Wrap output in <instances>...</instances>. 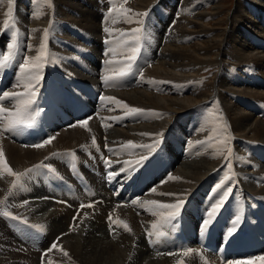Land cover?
<instances>
[{"label":"bare ground","instance_id":"1","mask_svg":"<svg viewBox=\"0 0 264 264\" xmlns=\"http://www.w3.org/2000/svg\"><path fill=\"white\" fill-rule=\"evenodd\" d=\"M89 1L92 2L91 5L92 7H94V9L98 5V2L100 3L99 7L101 8L104 4L103 9L107 8V12H92L90 10H87V7H85L86 5H80L79 0H27L28 8L26 10L19 0H13V3L11 5L8 4V0H0V33L2 28L4 27V21L8 20L11 15L15 17L16 21L13 20L12 17L10 20L17 22L16 24L18 25V28H16L14 22L11 21L12 24L9 23L8 28H5V32H2L3 36L0 38V45L6 48L3 50V53L7 55L8 49L6 46L13 43V41L15 40L14 38H16V41H20V43L15 44L16 47L14 48L16 54H19L17 52V49H20V54L18 55V58L16 57L18 60V64L21 63L23 61V58L25 57H35L39 54L40 45L42 43H45L43 39L44 30L48 29L49 38L46 41V52L49 57H55L54 59L50 58V65H55L59 68V70H61V67L56 64L61 63V66H64V64L67 66L69 62L66 64V62L64 63L63 61L72 59L73 61L81 65L79 66V71L81 73H76L81 78H85L86 81L84 82H90V89L92 90V95L94 97L101 93L102 97H113L116 101H119V95L122 94L123 97H125V99H127L130 104L133 105L132 107L128 106L129 108L139 107L142 109H155L156 111H161L163 114H165L164 118L152 124H142L135 127L137 121L134 119V115L125 116V109L116 110L114 108V106L116 105L115 101L102 100L100 102V111L101 113H106L103 114L104 118L106 119L105 132L102 131L100 124L98 126L95 119L92 122L88 123L87 128L80 125H76L72 128H66L62 125L61 127L55 128L56 130H59V132H57L58 135L55 134V138L51 143L45 145L43 148L34 149L20 143L21 140L18 139L19 133H17L16 136L11 137L7 132H4L1 129L2 132L0 133V151L3 152L4 158L6 159L7 163H10L12 165L11 169L14 172L17 169H23V167H25L26 165L32 164L33 162L40 160L45 156L53 155L58 149L76 147L81 143L83 144V142L90 141L92 138L96 140L98 139L99 144L97 143L98 150H94V156L92 157L93 159L90 160L92 165L90 164V166H100L99 164H101V161H103V163H105L106 160L113 162L123 157L124 158L121 160H125L127 158V161H134L140 159L141 156L148 155L149 153L145 154L141 151V148H133L128 143L132 142V144L141 145V139L146 140L147 142L150 141L149 144H151L157 138L161 140L162 136H168L165 140V147L167 145V148L170 152L168 144L170 143L169 141H172L171 135H178L176 139L180 144H182L181 148L178 152H176L175 150H178V147L176 146L177 149L173 150L172 153L170 152L172 163L170 164L169 169L162 172L160 171L161 169H157L158 175L154 179V181H151L150 183L143 186L139 191V196L133 197V200L139 201V203L137 204L126 201V199H119L115 195L116 192L123 187L126 180L131 177V171H127V175L123 173L122 175H124V177L118 182H107L109 184L105 185L104 188L102 187L103 183L101 181V177L100 179H97V177L95 176V171L94 173H90L88 171V174H92L90 175V178L92 179L93 183L96 184L99 195L97 197L88 198V195H84L83 193V191L85 190V185H82L81 187L73 186L76 195L80 197V201L86 204L88 208L87 210H84L80 213L83 219L78 220L79 218L77 217L78 221H76L75 224V231L70 234L69 232L68 234L66 233V235H64L60 239V243L63 242L61 243L62 247L51 248V245L56 239L55 236L68 228L67 226L70 220V216L72 215L74 209L66 208L67 206L63 207L61 204H53L50 202L35 203L29 200V202L26 203L27 206L22 209L21 205H23L24 202L27 201L26 199L34 197V195L32 194L22 193V196L17 195L14 198L12 196L10 198L4 199V195L5 193H7L6 183L10 176L12 177V175L6 173V171L3 170L2 166H0V202L3 203H0V211L6 210L10 212L13 217L22 214L24 219L26 218L33 224L37 223V221L40 224H43L42 226L44 227V234L36 243V245L42 247L43 249L47 247L51 249L44 254L47 258L49 257V263L46 261L47 264H142L144 263V259H146L144 255L150 253H148L149 251H146L147 249H144L145 247H143L141 243L142 240L137 241V239H134L135 236L141 233L140 230H138V226L143 224L146 225V223L150 221H158L159 219H161V216L157 213H163L165 215L168 210L159 208L156 205L145 204V201L155 200L160 202L161 204L176 203L180 199L184 200V197H187L190 192L193 191L194 193V191H196L199 186H201L203 183L205 184L206 182H208L207 187L211 188L213 192H220L223 191V188L218 191L216 189V185L219 184L226 175L232 176L233 173H235L234 178L227 182L225 185V187H233V195L230 196L231 198L229 197V200H231L235 195H240L248 190H250L252 193H261L264 195V161H262L257 156H254L256 148L264 144V118L257 117L259 116L257 112L260 110L256 109L251 104V102H243L242 100V103L245 104V107L237 105L235 102V100L237 98H240L242 94H246L260 107V104L264 102V91H253L247 87H243L242 84L247 79V77H243L240 73L241 71L237 72L236 70H234V68L237 70L244 69L247 72V75L248 73L256 72L258 74H263L262 76H264V52L255 49L253 41L257 40L248 38L246 34L247 28L244 29V26H242L246 25L247 27H250L252 31L254 30L257 33H260V29L258 28L260 23L255 20L260 15L254 11L253 7L249 9L248 6L244 3H253L254 7L258 8L257 4L264 3V0H252L253 2L238 0L236 7L237 10L232 14L230 13L231 17L228 25H226L227 27L221 26L220 18L217 17L220 16V13L217 12V9L213 12L205 9V6L208 2H215L216 0H177L173 6V12L150 13V15L154 18L152 20L155 21L156 19L153 25L150 24L148 18L146 19L144 18V16L137 17L135 15V13H146L147 8H149L148 6H150L153 0H139V3L137 4L140 5V8H138L139 6L136 9L131 8V12H120V10L119 12H117L118 6H116V4L120 2V5H122L125 0H116L113 2V9L115 8V11H113V9H111V11H108V6H110L112 3H110L109 0H103V3H101L100 0ZM126 2H128V0H126ZM149 2L151 3L147 5ZM177 3L180 5V9L177 8L178 10L174 11V9L178 7L176 6ZM141 5H144V10L143 7L141 8ZM9 7H11V15L8 14ZM35 8H38V12H33V9ZM72 8H75L78 12H74ZM189 8H191L193 12H188ZM65 10L66 12H64ZM250 11L252 12L249 13ZM110 12L111 15H109ZM161 14L162 16H160ZM251 15L257 17L252 18ZM129 17L133 21L142 19L144 22V20H146V35L144 38L145 47L139 54L141 56L137 64L138 66L136 65L137 71L129 79L122 78V80L119 79L109 81L106 85H104V83L97 80V77L101 75V71H98L99 63L101 64L104 61V64H106V61L112 60L116 62L112 64L116 65L114 69H117L116 71H120L118 69L122 67V70L124 68V65L119 62L125 61L127 57L131 56V48L142 45V41H140V44L138 45L137 42L132 40L130 36L124 35L125 33H131L133 29L140 28L141 25L136 22L128 23L127 19ZM101 18L106 24H102L100 26L98 25V23L99 21H101L102 23ZM212 21L214 22L212 23ZM65 23L73 24L78 27L84 34L81 35L80 33L76 32L77 35L82 36H79L81 39H79V37L77 38V35L73 36V32L62 27ZM50 26H52V29H50ZM105 28L111 29V34L105 32ZM96 31H100V33H102L103 35H106L104 37H107L108 39L110 38L113 43V39L115 38L116 40V37H119L120 35V39H117V41L119 40V42L117 44L114 43V51H112L114 57H110V55L112 54H110V52H106L105 50H103L101 53H94L91 48L88 49L85 45H82L83 43L79 44V40H89L90 36L93 33H96ZM119 32L121 34H119ZM140 34L141 33H139L138 35L141 37ZM240 35H242L241 38ZM111 45L113 46L112 43ZM94 46L98 48V51L102 50L101 42L100 44ZM105 47H107V45L104 46V48ZM148 50H150V52ZM74 51H80L81 54L76 55L77 53ZM157 51H159V55L157 54ZM15 64L18 67V64ZM230 64H233L232 66L234 68H232V66L229 67ZM112 65L106 64V66L109 67ZM6 66H4V70ZM9 67L11 68V66ZM109 67L108 69H103L102 73L112 76L114 75L113 72L116 71L111 72L109 70ZM68 68L66 67L63 70L65 71V69ZM2 70L3 69L1 68L0 71ZM47 72H49L50 75L51 72L53 74L54 71H50L45 64V66L40 70V74L43 76L44 73ZM56 72L58 71L56 70L54 72V75ZM3 73L4 72H0L1 76L3 75ZM16 74L19 73L17 72ZM69 75L70 74L65 73L64 76H62L64 77V79L62 80L64 81L65 79H68ZM103 76L104 75L102 74V77ZM13 77L14 79L16 78L15 75ZM69 80H72V78H70ZM4 82L8 81L6 80ZM12 82H14V80ZM12 82V86L10 84L11 88H9L10 86L8 87L10 89V91L8 90V92H19V89L17 88L23 85L20 83L21 85L17 86L18 84L15 85L17 83L16 81L15 84ZM252 82L256 85H259L258 79H256L255 76H253ZM261 83L264 84V81L261 80ZM46 84L48 83L46 82ZM83 84L84 83H82V86L84 87L85 85ZM86 85L88 84L86 83ZM86 89H84V91ZM153 89H155L156 92L152 91ZM6 90L4 89V91ZM24 90L25 89H23V91ZM39 93L40 92H38V94ZM59 97L60 96H58V98ZM67 98L69 97L67 96ZM84 99H86V97H84ZM69 100H73V98L71 99L70 97ZM87 104L88 107L91 106L90 109H92L94 102L88 101ZM0 107L14 111L15 101L7 100L6 102L5 100L4 104L0 105ZM73 108L74 107H72V109ZM78 109L79 108H77V110ZM107 112L109 114H107ZM256 114L258 115L256 116ZM36 117L38 118V116ZM75 117L79 116L75 115ZM114 117L121 118L111 119ZM190 117L193 118L194 124H191ZM122 118H126L131 128L128 129V133L119 130L120 141H118L113 136V130L115 125L121 127ZM70 119L67 118V121H69ZM181 121L185 123V125L182 126L189 127V130H183V128L180 126ZM37 126L39 127L38 124ZM168 128H170L169 131ZM38 130H40V128ZM43 130H45V126ZM48 131L49 130H47V132ZM34 132L37 136V129L35 126ZM141 132H146L147 136L141 137ZM158 133H162L163 135L157 137L156 134ZM225 139L227 140L226 145L222 143V141ZM38 140L40 141V138H38ZM207 142L210 145L207 144ZM109 145H111V148L115 151L109 152ZM187 146H189V151L185 156H182L183 154H181V152ZM158 150L159 149L157 148L156 151ZM229 150H231V156H229L228 154ZM52 161H54V159ZM87 163L85 165H87ZM74 164L73 166H75ZM122 166L123 164L119 165V167ZM81 167L82 166H80V168ZM242 174L246 176L244 181L242 179ZM61 176L62 175H60V177ZM170 176L179 177V179H169ZM250 176H253V178ZM34 179L36 178L33 177V180ZM87 187L91 192L92 185L87 183ZM34 188H37V186H35ZM152 188L156 189L155 193L151 191ZM126 193L128 192L126 191ZM160 193H173L174 195H160ZM74 197L73 199L76 200V198ZM98 197L103 199L104 203H96L93 208L89 207L88 201H94L93 199ZM230 202L231 201H229V203ZM196 203L198 204L197 201ZM200 203L201 202H199V204ZM74 207H76V204H74ZM29 209L33 210L28 211ZM38 212H40L41 214L38 215ZM109 216H111V221L109 220ZM117 217L119 221H123L124 223H126L128 225V228L126 229L124 226L120 228L118 226L120 228L119 236L115 237V235L112 234L110 238L108 237L109 235L106 234L108 232V229H106V224L104 221L113 222ZM228 218L230 219V217ZM21 220L23 219L21 218ZM6 222L15 227L19 226L20 224L24 226H32L29 223L24 224L21 221H17L10 217H8V220H6ZM227 222L229 223V221ZM73 228H75V226H73ZM10 229L4 224V222H0V264H38V254L40 255L45 250L36 247V251L29 246V249L27 248L26 250L20 251V249H17L18 247L15 243L16 240H14V235L11 232L12 230L10 231ZM201 230L204 229L202 228ZM167 233L169 234V232ZM172 233L170 234V236L172 235ZM178 235L180 234H177L175 236ZM239 241L242 244L246 243L247 239L240 238ZM133 242L136 243L135 246H132ZM155 247L157 246L155 245ZM175 251L180 252V254L182 253V250L180 248L176 249ZM196 251L197 249L195 250V252ZM65 253H67V255H65ZM129 253L131 254V256H129L130 261L127 260ZM212 253H214V250ZM255 253L264 255V247L256 249ZM196 254L199 257L197 259L200 260L202 259L201 254H204V252L198 251L196 252ZM183 255L184 254H182V256ZM157 259L158 258L154 259L153 256H151L150 261L144 264L172 263V258H168L167 256L161 257V259L159 258L160 260L156 261ZM215 259H217L216 262H218V258ZM192 260L195 264L200 263L194 261V258ZM214 261L215 260H213V262ZM174 263L175 262H173V264ZM218 264H220V262H218Z\"/></svg>","mask_w":264,"mask_h":264},{"label":"rangeland","instance_id":"2","mask_svg":"<svg viewBox=\"0 0 264 264\" xmlns=\"http://www.w3.org/2000/svg\"><path fill=\"white\" fill-rule=\"evenodd\" d=\"M20 1V3L22 4V6L24 7V9L26 10L27 8H28V3H27V0H19ZM101 1V3H103V0H100ZM110 1V3H111V7L110 6H108V11H111V9H113V7H114V1H116V0H109ZM120 1H124V0H120ZM176 1L177 0H153V2L151 3V2H149L147 5H149L150 3V6H148L149 8H147V10H146V13H147V15L146 16H144V18H148V20L150 21V24L151 25H153V23L156 21V19H155V21H153L152 19H154L151 15H150V13L151 12H173V6H174V4L176 3ZM244 1H246V2H253L252 0H244ZM90 2V3H89ZM128 2H130V3H128ZM128 2H126V0L124 1V3H122V5H120L121 3L120 2H118L117 4H116V2H115V4H116V6H118L117 7V12H119V10H120V8H126V9H131V8H134V9H136L138 6V8H140V5L139 4H137V3H139V0H128ZM155 2V3H154ZM237 2H238V0H216L215 2H208L207 4H206V6H205V9L206 10H208V11H210V12H213L214 10H216L217 9V12L218 13H220V16H217L218 18H220V23H221V26H224V27H227L226 25H228V23H229V21H230V17H231V14L232 13H234L237 9H236V7H237ZM79 3H80V5L81 4H83L85 7H87L86 9L87 10H90V11H92V12H107L106 11V9H103L104 8V4H103V6H102V8L101 7H99V2L97 3L98 5L95 7V9H94V7H92V2L91 1H89V0H79ZM127 3H128V5H127ZM154 3V4H153ZM136 4H137V6H136ZM244 4H246L247 6H248V8L250 9L251 7H253V9H254V11L255 12H257L260 16L259 17H257V16H252L251 15V17L253 18V17H257V19H255V20H257L259 23H260V25H259V29H260V33H257L256 31H252V29H250V27H247L246 25H242V26H244V29L245 28H247L246 29V34H247V37L248 38H253V39H256L257 41H253V44H254V47H255V49H257V50H260L261 52H264V36H262V35H264L263 33H264V3H262V4H257L258 5V8L257 7H254V4L253 3H244ZM145 5V4H144ZM144 5H141V8L143 7V10H144ZM217 5H218V7H217ZM120 6V7H119ZM122 6V7H121ZM124 6V7H123ZM127 6V7H126ZM129 6H130V8H129ZM136 6V7H135ZM176 6H178V7H176ZM175 7V9H174V11L175 10H178V9H180V5L177 3V5H176ZM110 7V8H109ZM178 8V9H177ZM73 10H74V12H78L75 8H72ZM92 9V10H91ZM187 9V8H186ZM97 10V11H96ZM198 10H201V9H198ZM212 10V11H211ZM260 10V11H259ZM56 11H57V9H56ZM33 12H38V8H35V9H33ZM59 12H60V9H59ZM61 12H63V11H61ZM64 12H66V10L64 11ZM121 12V11H120ZM129 12H131V11H129ZM140 12H145V11H140ZM188 12H193L192 11V9L191 8H189V10H188ZM252 11H250L249 13H251ZM231 13V14H230ZM190 14V13H189ZM149 15H150V17H149ZM160 16H162V14L160 15ZM11 17H12V19L13 20H15V17L13 16V15H11ZM11 17L7 20V21H9V23L10 24H12V22H14V25H15V27L16 28H18V25L16 24L17 22H15V21H13V20H10L11 19ZM14 17V18H13ZM150 18V19H149ZM229 18V19H228ZM101 20H102V18H101ZM152 20V21H151ZM12 21V22H11ZM104 20H102V23H101V21H99V23H98V25H102V24H106L105 22H103ZM211 21V20H210ZM152 22V23H151ZM214 21H212V23H213ZM146 24V20H144V22H143V24L142 25H140V28H142V26H143V31L141 32V40L140 41H142V44H144V38H145V35H146V30H145V25ZM62 27H64L66 30H69V31H71V32H73V36H76L77 34H76V32H78V33H80L81 35H84L83 33H82V31L78 28V27H76L75 25H73V24H69V23H65V24H63V26ZM262 28V29H261ZM50 29H52V26H50ZM251 30V31H250ZM262 30V31H261ZM167 31H169V30H167ZM5 32V26L2 28V30H1V33H0V38L3 36V33ZM121 32V31H120ZM119 32V34H121ZM102 33H100V31H96V33H93L91 36H90V39L88 40V39H82V40H79V44L80 43H83L82 45H85L88 49H92L93 51H94V53H101L102 51H103V49H105V51L106 52H108V49H109V47H111L112 49H113V51H114V43L115 44H117L118 42H119V40L117 41V39H120V35H119V37L117 36L116 37V40H115V38L113 39V41H114V43L112 42V44H113V46L111 45V44H109V43H107L106 44V41H108V40H111L110 38L108 39L107 37H104V36H106V35H101ZM80 35H77L76 37L78 38ZM103 36V37H102ZM147 36H148V34H147ZM241 36L242 35H240V38H241ZM80 37H82V36H80ZM79 37V39H81ZM100 38V39H99ZM15 40V44L17 43H20V41H16V38H14ZM104 39V40H103ZM194 39V38H193ZM244 39H245V37H244ZM13 41V42H14ZM112 41V40H111ZM193 41V40H192ZM88 42V43H87ZM100 42H101V48H102V50L101 51H98V48L97 47H95L94 45H98V44H100ZM105 45H104V44ZM106 46L107 45V47H105L104 48V46ZM108 44H109V46H108ZM111 45V46H110ZM1 46V45H0ZM90 46V47H89ZM16 47V46H15ZM4 49H6L5 47H3V46H1L0 47V53H2L1 51H3ZM81 49V48H80ZM18 51V53L20 54V49H17ZM82 50V49H81ZM104 51V52H105ZM149 52H150V50H148ZM74 52H76V51H74ZM79 52V53H78ZM77 54L76 55H80L81 53H80V51H77L76 52ZM8 54V53H7ZM19 54H16L15 53V49H13L12 50V56L14 57L15 55V57H17L18 58V55ZM110 54H112V52H110ZM157 54L159 55V51H157ZM114 54H112V55H110V57L112 56V57H114L113 56ZM139 57L137 58V60L135 61V64H134V67L138 64V62H139V59H140V55H138ZM16 58V59H17ZM50 58L51 59H54L55 57H51L50 56ZM85 58V57H84ZM69 60V61H68ZM16 63V61H15V59L13 58L12 59V61L10 62V63H7V66L5 67V70H4V66H0V70H1V68L4 70H2V71H0V72H4L3 73V75L1 76V74H0V88H1V91H0V93H2L3 91H4V89L6 90V91H4V92H8V90L10 91V84H11V82L14 80V82H12V83H16L15 85H17L18 84V82H19V85H23V83H25L26 81H24V79H22V74L20 73V71H19V67H17V65L15 64ZM64 63L66 62V64L68 63L69 64V66H68V64H67V66L64 64V66H61L60 64H56V65H58V66H60L61 67V70H59V68L57 67V66H55V65H50V63H46V66L48 67V69L50 70V71H58V72H56L55 73V75H54V72H53V74H52V72H51V74L49 75V72H48V75L47 76H45L44 78H42V81H41V84H40V86L39 87H42V91H43V89H44V91H45V93H47V92H49V94H52L53 92H55V93H53V94H58V96H60L58 99L60 100V101H62L63 102V104L61 105L62 106V108L64 109V110H68V115H69V119L71 120H69V121H67V118L65 119V120H62V118H60V117H62V113H59V106L56 108V107H53L52 108V111L50 110L49 112H46V113H44V114H42L41 113V111H38V114H37V116H38V118L36 117V125L38 124L39 125V127L37 126V129H39L40 128V130H38L42 135H43V139H48V138H50V136L52 135L53 137H54V134H52V131H54V130H51V129H49L48 128V123H46L45 122V119H44V117H45V114H46V117H54V119L56 120V123L59 125L58 127H61L62 125H63V127H65V125H67V124H69V123H73V121L74 120H76V118H77V120L80 118V110L78 109L77 110V108L79 107V106H77V105H75V103L76 102H78V101H80L81 100V95L79 94V92L80 93H85L86 94V90L84 91V89H86V83L88 84L87 86L88 87H90V85H89V83L90 82H84V81H86L85 80V78H81L80 76H78L77 75V73L76 72H80L79 71V66H81L79 63H76L75 61H73L72 59H67V60H64L63 61ZM104 62V61H103ZM49 64V65H48ZM233 65V64H232ZM231 64H230V66L229 67H231L232 66ZM9 66H11V68L9 67ZM15 68H14V67ZM50 66V67H49ZM106 64H100L99 63V66H98V71L100 70V68H104V69H108V67L109 66H106ZM114 66V67H113ZM138 66V65H137ZM137 66L134 68V71H133V73L132 74H129V75H127V77L125 76V77H123V78H130V77H132L133 76V74H135L136 73V71H137ZM62 67H64V68H68V69H65V71L63 70L64 68H62ZM116 67V65H112V66H110L109 67V70L111 71V72H113V71H116L117 69H114ZM58 68V69H57ZM121 68L122 67H120V69H118V70H121ZM232 68H234L233 66H232ZM7 69H9V70H7ZM13 69V70H12ZM18 69V70H17ZM52 69V70H51ZM86 69V68H85ZM87 70V69H86ZM213 70V69H212ZM234 70H236L237 72H240L241 74H242V76L243 77H247V79L243 82V84H242V86L243 87H247V88H249V89H251V90H253V91H264V84H262L261 83V80H263L264 81V76H262L263 74H258V73H254V72H252V73H248V75H247V72L244 70V69H235L234 68ZM9 71H10V73H9ZM63 71H64V73H63ZM8 72V73H7ZM19 73L20 74V76H19V74H16V73ZM100 72V71H99ZM65 73H68V74H70L69 75V78L68 79H65L64 81L62 80V79H64V77H62V76H64V74ZM81 73V72H80ZM101 73H102V71H101ZM115 72H113V74H114ZM57 74V75H56ZM61 74V75H60ZM8 75V76H7ZM11 77H10V76ZM16 76V80L14 79V77L13 76ZM60 76V77H54V76ZM4 76V77H3ZM19 76V77H18ZM77 76V77H76ZM253 76H255L256 78L258 77V82H259V85H256V84H254L253 82H252V78H253ZM7 77V78H6ZM9 77V78H8ZM21 77V78H20ZM48 77H50V78H48ZM79 77V78H78ZM20 78V79H19ZM57 78V79H56ZM61 78V79H60ZM70 78H72V80H69ZM77 80H75V79ZM8 81V82H4V81H6V80ZM12 81H11V80ZM49 79H50V81H49ZM54 79H56V80H54ZM80 79V80H79ZM81 79H82V81H81ZM18 80V81H17ZM20 80V81H19ZM62 81V83H61V81ZM122 80V79H121ZM16 81V82H15ZM48 83V84H46V82ZM55 81V82H54ZM67 81V82H66ZM71 81V82H70ZM75 81V82H74ZM80 82V83H79ZM4 83H6V84H4ZM21 83V84H20ZM60 83V84H59ZM72 83V84H71ZM82 83H84L83 85H85L84 87L82 86ZM4 84V85H3ZM8 84V85H7ZM73 84H74V86L76 87H74L73 86ZM59 85V86H58ZM64 85V86H63ZM5 86V87H4ZM11 86H12V84H11ZM70 88H68V87ZM78 86V87H77ZM4 87V88H3ZM9 87V88H8ZM82 87V88H81ZM63 88V89H62ZM65 88V89H64ZM68 88V89H67ZM71 88H73V89H71ZM75 88V89H74ZM81 88V89H80ZM17 89H19V92L21 93V92H24L23 91V89H25L24 87L22 88V87H19V88H17ZM21 90V91H20ZM67 90H69V91H67ZM72 90V91H71ZM81 90H82V92H81ZM79 91V92H78ZM152 91H155L156 92V90L155 89H153ZM65 92H69L68 94L67 93H65ZM75 92V93H74ZM63 93H64V95H63ZM71 93V94H70ZM73 93V94H72ZM40 94V93H39ZM38 94V95H39ZM74 94H76V95H74ZM79 94V95H78ZM45 95V94H44ZM78 95V96H77ZM66 96H68L69 98H67ZM76 96V97H75ZM70 97H71V99L73 98V100H69L70 99ZM86 97V96H85ZM67 98V99H66ZM119 98H120V100L119 101H122V102H124L125 104H127L128 106H133V105H131L130 104V102L127 100V99H125V97H123V95L122 94H120L119 95ZM241 98V99H240ZM240 98H237L236 100H235V102H236V104L237 105H240V106H242V107H245L244 105L245 104H243L242 103V100H243V102L244 101H248V102H251V104L256 108V109H258L259 108V105L255 102V101H252V99H250L249 98V96L248 95H246V94H242L241 96H240ZM65 101H67V102H65ZM71 101V102H70ZM6 102H7V100H6ZM74 102V103H73ZM67 103H68V105H69V107H68V105H67ZM73 103V104H72ZM4 104V103H3ZM263 104V105H262ZM0 105H2V104H0ZM258 108H257V107ZM71 107V108H70ZM72 107H74L73 109H75V110H73L72 109ZM68 108V109H67ZM91 108V106H89V110H88V113H89V115H92V117H91V119L88 121V123L89 122H92L94 119H95V121H96V119L97 118H95L94 117V113H95V110L93 109V107H92V109H90ZM114 108L116 109V110H121V109H123L122 107H120V106H117V104L114 106ZM139 108V107H138ZM139 109H142V108H139ZM144 111L142 112V113H140V114H136V115H134V119L137 121V123H136V125H135V127L136 126H140V125H142V124H152V123H154V122H156V121H158V120H161V119H163L164 118V116H165V114L161 117V116H159V115H157L158 113H162L161 111H156L155 109H143ZM260 110H264V102L263 103H261L260 104ZM47 111V110H46ZM70 111H72V112H70ZM57 114H55V113ZM51 113H53V114H51ZM75 113V114H74ZM77 113H78V115H77ZM258 114H259V116H257L258 114H256V116L257 117H260V118H264V116L263 115H261V111H258L257 112ZM102 114V116H103V114H106V113H101ZM107 114H109L108 112H107ZM42 115V116H41ZM49 115V116H48ZM74 115V116H73ZM75 115L76 116H79V117H75ZM102 116H101V118H102ZM75 117V118H74ZM94 117V118H93ZM41 118H43V119H41ZM74 118V119H73ZM38 119H40V120H38ZM111 119H113V118H111ZM61 120V121H60ZM76 120V121H77ZM58 121H60V122H58ZM40 122V123H39ZM63 122V124L61 125L60 123H62ZM64 122H66V123H64ZM190 122H191V124H194V120H193V118L192 117H190ZM3 122H1L0 124V126L2 127V124ZM46 123V124H45ZM43 126H42V125ZM121 127H118L117 125H115V127H114V130H113V136H114V138L116 139V140H118V141H120V139H119V130H122V131H124V132H129L128 131V129L129 128H131L130 127V125H129V123L127 122V120H126V118H122L121 119ZM183 125V123L180 125L182 128H183V130H189V127H187V126H182ZM44 126H45V130H43V128H44ZM82 126V125H81ZM88 126V125H87ZM0 127V133L2 132V130L1 129H3V127L1 128ZM82 127H84V126H82ZM134 127V128H135ZM180 127V128H181ZM187 127V128H186ZM67 128V127H66ZM87 128V127H86ZM103 129H104V127H102ZM186 128V129H185ZM169 129L170 128H168V131H169ZM47 130H49L48 132H47ZM58 130H55L54 132H57ZM103 132H105L104 130H102ZM47 132V133H46ZM101 132V131H100ZM12 134H16V133H12ZM144 134H146V135H144ZM177 134V133H176ZM48 135H50V136H48ZM58 135V134H57ZM140 135H141V137H144V136H147V133L146 132H141L140 133ZM51 136V137H52ZM177 136L178 135H171V137H172V141L173 142H171V141H169L170 143L168 144V146H169V149H170V152L172 153V151L173 150H175V149H177V147H178V150H175L176 152H178L179 151V141L176 139L177 138ZM47 137V138H46ZM141 137H140V139H141ZM163 137V136H162ZM166 137V136H165ZM165 137L164 138H162L163 140H164V142L166 143V139H165ZM154 139H156V138H154ZM154 139H152V140H154ZM94 140H96V139H94ZM162 140V141H163ZM174 140H176V141H174ZM53 141V139L51 140V142ZM141 141H142V143H141V145H145V144H149V142H147L146 140H142L141 139ZM204 141H207V140H204ZM99 142V140L97 139L96 141H95V143H93V138L90 140V141H86V142H83V144H85V145H87V147L89 148V156L90 157H87V155H86V153L84 152V151H82L81 150V148H80V146L82 145V143L81 144H79L78 146H76V147H74V149L72 150V151H69V152H67V148L65 149V148H61V149H58V150H61L60 152L61 153H69V154H72V153H74L75 154V156H74V158H73V162L72 161H68L67 160V162L65 161V160H63V163L66 165L67 163H68V165H71V167L72 168H78V169H80V170H83L82 172V176H84V175H86L84 172H86L87 174H88V171L90 172V173H94V171H95V176L97 177V179H100V177H101V179H102V175H103V172H104V168H102L103 167V164L101 163V164H99L100 166H96V165H93V166H90V164H91V161L90 160H92L93 158H92V154H94V149H96V145H97V143ZM165 143H164V145H163V150H161L160 151V154H158L159 156L158 157H155V158H153V159H151V160H149L148 162H147V164L151 161H153V162H156V164H157V166L161 169V170H163L164 168H167V165H166V163H172V157H171V155H170V152H169V150H168V148H167V145H166V147H165ZM176 143V144H175ZM94 144H95V146H94ZM99 144V143H98ZM207 144H209L208 142H207ZM89 145V146H88ZM210 145V144H209ZM93 146V147H92ZM110 146V148H111V145H109ZM177 146V147H176ZM91 147V148H90ZM63 149V150H62ZM78 149V150H77ZM80 149V150H79ZM207 149V148H206ZM206 149H204V150H206ZM66 152H65V151ZM76 150V151H75ZM141 151L142 152H144L145 154H148L147 152H145L143 149H141ZM188 151H189V147L183 152H181V154H187L188 153ZM78 152H80V153H78ZM191 152V151H190ZM77 153H78V155H77ZM85 153V154H84ZM84 155V156H83ZM86 155V156H85ZM81 156V157H80ZM182 156H184V155H182ZM76 157V158H75ZM83 157V158H82ZM160 157V158H159ZM79 158V159H78ZM81 158V159H80ZM86 158V159H85ZM156 158H157V160H156ZM170 158V159H169ZM74 159H75V161H74ZM84 159V160H83ZM156 161H155V160ZM161 159V160H160ZM78 161V162H77ZM158 161V162H157ZM74 162H75V164H74ZM81 162V163H80ZM88 162V163H87ZM90 162V163H89ZM75 165V166H73V164ZM80 163V164H79ZM84 163V164H83ZM87 163V165H85ZM9 164V166H11V168H12V165L10 164V163H8ZM146 164V165H147ZM92 165V164H91ZM37 165H35V163H32V164H29V165H26L25 167H23V169L21 168V169H17L19 172L18 173H24V172H26V170H29V169H33L34 167H36ZM57 167H60L61 169H63V166L62 165H60V164H57L56 165ZM77 166V167H76ZM80 166H82L81 168H80ZM162 166V167H161ZM27 167V168H26ZM85 167V168H84ZM89 167H91V168H89ZM164 167V168H163ZM103 170H102V169ZM97 169V170H96ZM55 170V169H54ZM57 170V169H56ZM102 170V171H101ZM160 170V171H161ZM40 171V172H39ZM41 172H42V170L39 168V167H37L36 168V171L35 172H33L32 174L30 173L29 174V178L28 177H25L24 179H23V185H28L31 181L34 183H37V184H33L32 182L29 184V185H40L41 183H42V179H41ZM162 172V171H161ZM7 173V172H6ZM36 173V174H35ZM68 172H66V174H67ZM97 173V174H96ZM101 173V174H100ZM40 174V175H39ZM55 174V173H54ZM66 174H63V172H60L59 174H55L56 175V177H57V179H59V177H60V175H62L61 177H60V180H63V181H65L66 183H68L69 181H70V179H69V177H68V175H66ZM36 175V176H35ZM39 175V176H38ZM90 175H92V174H90ZM86 176H88V175H86ZM13 177V178H12ZM12 177H10L11 179H10V181L14 184V182H15V180H16V177L15 176H13L12 175ZM33 177L34 178H36V179H34L33 180ZM153 179L154 178H156L157 177V175H153V176H151ZM14 178H15V180H14ZM27 178V179H26ZM62 178V179H61ZM253 178V177H252ZM32 179V180H31ZM40 179H41V182H40ZM66 179V180H65ZM242 179H243V181H244V179H245V177H242ZM28 180H29V182H28ZM36 180H37V182H36ZM68 181V182H67ZM25 183V184H24ZM69 183H71V181L69 182ZM205 186H204V183L201 185V186H199L198 187V189H196V191H194V193H193V191L192 192H190L188 195H187V197H184V201H185V203H184V205H183V207H182V211L180 210V213H179V216L176 218V220H174L173 221V224H174V227H173V224H166V223H164L163 221H162V219H159L158 221H156V222H153V221H151V222H148V223H146V225H140V226H138L139 228H138V230H140V234H138L137 236H135L134 237V239L136 240L137 239V241H141V243H142V245H143V247H145L144 249H147L146 251L148 252V253H150V254H146V255H144V257L146 258V259H144V263H147V262H149L150 261V259H151V256H153V258L155 259V258H158L156 261H158V260H160L161 259V257H168V258H172V263L171 264H173V262H175L174 264H190L191 263V261H192V263L191 264H193L194 262H193V258L195 259L194 261H196L197 263H203V264H218V262H220V260H219V258L217 257V254H215V253H217L216 251H214V253H212L213 252V249H211V248H209V246H208V244H207V241L205 240L206 238H208L209 236H210V234H212V233H210V231L209 230H214V233L213 234H218L219 232H220V230H221V233H228V230L227 229H230L231 228V226H232V224L229 222H227V221H229V218L228 217H226L225 215H228V213L230 212V209H231V206H232V203L230 202V203H228V202H226L225 204H224V207H223V209L218 213V217H216V220H218L221 216H224V218H225V222H224V225H222V227L221 228H214L213 226H211L206 232H205V230H201L203 227H202V223H200V219L202 220L203 218H204V216H205V213H204V211L206 210V209H208L209 208V206H210V203L212 204V203H214V202H212V201H214V199H209V200H204L203 201V203H202V201L201 200H196V198H195V196L196 195H198L199 193H200V190H203V188H204ZM6 190H7V187H6ZM12 190V189H11ZM70 192L71 193H73V191H71L70 190ZM248 192H250V191H248ZM248 192L247 191H245L244 192V195L245 196H247V197H249L250 196V193L248 194ZM33 195V194H32ZM192 198H191V197ZM73 197H74V195H73ZM73 197L70 195V197L68 198V202H69V206H67L68 208L71 206V203L70 202H72V203H74V204H77L78 203V206H79V209H82V207H81V203H79V200H77L78 198L75 196L74 198H76V200L78 201H76L75 199H73ZM194 198V199H193ZM71 199V200H70ZM74 202H73V201ZM196 201L198 202V204L196 203ZM207 201V202H206ZM190 202H192L193 204H192V208H191V211H189V209H188V205H189V203ZM199 202H201L200 204H199ZM102 203H104V201H102ZM170 204H174V203H170ZM202 205V206H201ZM231 205V206H230ZM195 206V207H194ZM206 206V207H205ZM228 206V207H227ZM254 206V205H253ZM255 206H257V205H255ZM66 207V206H65ZM118 207H120V206H118ZM198 207V208H197ZM203 207V208H202ZM187 208V209H186ZM206 208V209H205ZM226 208V209H225ZM228 208V209H227ZM24 209V208H23ZM52 209V208H51ZM50 209V210H51ZM79 209H78V211L77 212H75V213H72V215L70 216V220H69V223H68V228L65 230V231H62L61 233H59L61 236L59 237V242H60V239L64 236V235H66V233L68 234V232H69V234L70 233H72L73 231H75V229H76V221H78V220H81V219H83L82 218V216H81V214L79 213ZM184 209V210H183ZM31 209H29L28 211H30ZM26 211V210H25ZM189 211V212H188ZM182 212V213H181ZM198 213V214H195V213ZM185 213V214H184ZM189 213V214H188ZM225 213V214H224ZM39 214H41L40 212H38V215ZM167 214V212L165 213V215ZM181 214V215H180ZM184 214V215H183ZM21 215V217H23L22 216V214H20ZM186 215V216H185ZM191 215H193V216H191ZM232 215V214H231ZM230 215V216H231ZM185 216V217H184ZM195 216V217H194ZM79 219H78V218ZM200 219H199V218ZM257 217V216H256ZM180 218V219H179ZM191 218V219H190ZM194 218H195V220H194ZM78 219V220H77ZM187 220V222H186V220ZM193 219V220H192ZM199 219V220H198ZM73 220V221H72ZM3 221H5V220H0V222H3ZM179 223H178V222ZM184 221V222H183ZM73 222V223H72ZM119 221H118V217H117V222H116V224H114L113 226H111V231L110 232H107L106 234H108L109 236L108 237H110V236H112V234L113 235H115V237H118L119 236V230H120V228L118 227L119 225H120V222L118 223ZM181 222V223H180ZM188 222H189V224H188ZM198 222V223H197ZM154 223H157L158 225H159V227L157 228V229H153V227H152V225L154 224ZM187 223V224H186ZM192 223V224H191ZM227 223H228V226H227ZM37 224H39V225H43V224H40L38 221H37ZM118 224V225H117ZM176 224V225H175ZM179 224V225H178ZM182 224V225H181ZM185 224V225H184ZM196 224V225H195ZM191 225V226H190ZM73 226H75V228H73ZM146 226V227H145ZM148 226H149V228H148ZM177 226H178V228H177ZM185 226V227H184ZM188 226H190V230H188ZM226 226V227H225ZM170 227V228H169ZM181 227H183V228H181ZM196 227V228H195ZM202 227V228H201ZM225 227V228H224ZM8 228L10 229V227H9V225H8ZM165 228L166 229V235L163 237V238H159V237H157V236H155V233L157 232V231H160V232H162L163 231V229ZM179 228H180V230H179ZM193 228V229H192ZM194 228H195V230H194ZM146 231H145V230ZM170 229V230H169ZM172 229V230H171ZM182 229V230H181ZM197 229V230H196ZM12 229H10V231H11ZM68 230H70V231H68ZM118 230V231H117ZM187 230V231H186ZM178 231V232H177ZM180 231V232H179ZM186 231V233H188V235H191L192 236V238H191V243L192 242H194V240L196 239V242L195 243H199V242H202V243H204V244H207V248L211 251V253L210 254H212V255H210L208 252H206V256H204V258H205V260L204 259H197V258H199L198 257V255L197 254H195V252H194V250L193 251H189V252H186L183 256L181 255V257L180 256H178L177 257V255H175V257H172V256H170V254H169V246H171V245H177L178 244V241H179V239H180V237H181V234L183 233V232H185ZM192 231V232H191ZM216 231V232H215ZM224 231V232H223ZM12 233H13V230L11 231ZM153 233V236H149V233ZM155 232V233H154ZM167 232H169V234L167 233ZM173 232V233H172ZM175 232V233H174ZM199 232L200 233H202L203 234V237H204V235H205V237L203 238H200V237H198L197 235L199 234ZM76 233V232H75ZM143 233V234H142ZM146 233V234H145ZM172 233V235L170 236V234ZM111 234V235H110ZM168 234V235H167ZM177 235V234H180V235H178V236H175V235ZM196 234V235H195ZM117 235V236H116ZM131 235V234H130ZM13 236V235H12ZM142 236V237H141ZM144 236V237H143ZM175 236V237H174ZM114 237V236H113ZM137 237V238H136ZM140 237V238H139ZM169 237V238H168ZM172 237V238H171ZM177 237V238H176ZM13 238H14V236H13ZM111 238V237H110ZM144 238V239H143ZM149 238V239H148ZM167 238V239H166ZM171 238V239H170ZM174 238V239H173ZM157 239L159 240V241H161V243H162V245H161V247L159 248V249H157V247H155V245H156V242H157ZM162 239V240H161ZM169 239V240H168ZM194 239V240H193ZM202 239V240H201ZM204 239V240H203ZM14 240H16L15 241V243L17 244V249H20V251L21 250H26L27 248L29 249V246H27L25 243H23V242H21V241H19V240H17V239H14ZM146 240V241H145ZM150 240V241H149ZM154 240V241H153ZM166 240H167V242H166ZM174 240V241H173ZM199 240V241H198ZM21 242V243H19V242ZM145 241V242H144ZM156 241V242H155ZM164 241V242H163ZM172 241H173V243H172ZM177 241V242H176ZM190 241V240H189ZM188 241V242H189ZM204 241V242H203ZM153 242V243H152ZM61 243H63V242H61ZM60 243V244H61ZM147 243V244H146ZM190 243V242H189ZM261 243H264V240H262L261 241ZM19 244H20V246H19ZM146 244V245H145ZM150 244H151V246H150ZM153 244H154V247H153ZM166 244V245H165ZM22 245V246H21ZM62 245V244H61ZM136 245V243H134L133 242V244H132V246H135ZM169 245V246H168ZM26 246V247H25ZM148 246V247H147ZM157 246V245H156ZM164 246H166V247H164ZM20 247V248H19ZM24 247V248H23ZM150 248V249H149ZM149 249V250H148ZM153 249H155V250H153ZM175 249V248H174ZM158 252H157V251ZM165 253V254H163V253ZM131 253V252H130ZM129 253V255H128V261H130V259H129V256H131V254ZM192 253H194V254H192ZM190 254V255H189ZM208 254V255H207ZM186 255V256H185ZM212 257H210V256ZM161 256V257H160ZM192 256V257H191ZM46 256L44 255V256H41V255H39L38 254V264H47V262L49 263V257L46 259L45 258ZM183 257H184V259H183ZM186 257V258H185ZM210 257V258H209ZM218 258V262H216L217 261V259H215V258ZM220 257V256H219ZM44 258V259H43ZM160 258V259H159ZM177 259V261H176V259ZM40 259V260H39ZM187 259V260H186ZM209 259V260H208ZM211 259H212V261H211ZM43 260V261H42ZM173 260H175V261H173ZM178 260H180V261H178ZM213 260H215L214 262H213ZM261 261L263 260V259H260ZM47 261V262H46ZM127 261V262H128ZM184 261V262H183ZM190 261V262H189ZM204 261V262H203ZM205 261H206V263H205ZM179 262V263H178ZM211 262V263H210ZM213 262V263H212ZM144 263H142V264H144ZM199 263V264H200ZM195 264V263H194ZM220 264H222L221 262H220Z\"/></svg>","mask_w":264,"mask_h":264},{"label":"snow or ice","instance_id":"3","mask_svg":"<svg viewBox=\"0 0 264 264\" xmlns=\"http://www.w3.org/2000/svg\"><path fill=\"white\" fill-rule=\"evenodd\" d=\"M13 3V0H8V4L11 5ZM116 9L114 8L113 11H115ZM121 12H129L131 11L130 9H120ZM9 15H11V7H9ZM109 15H111V12L109 13ZM135 15L137 17H143L146 16L147 13H135ZM38 18V17H37ZM128 23H139V24H143V20L139 19L136 21H133L130 17L127 19ZM4 26L7 29L9 26V21H4ZM36 31V30H33ZM105 32H108L111 34V29L105 28L104 29ZM143 31L142 28H137V29H133L131 31V33H125L124 35H128L131 37L132 40L136 41L137 44H140V40L141 37L138 35L139 33H141ZM49 38V30L45 29L44 30V41L45 43H42L40 45L39 48V54L36 55L35 57L32 58H23V61L21 63L18 64L19 67V71L22 74V78L26 81L23 84V87L25 88V91L23 93H19V92H3L0 93V104H3L5 102V100H14L15 101V110H9L7 108H3L0 107V122H3V131L4 132H8L10 134L12 133H21L27 129H31L35 126L36 123V116L38 114L39 109H35L33 108V105H35L36 103V98L38 96V92H39V86L41 84L42 81V75L40 74V70L45 66L46 63H50V57L46 52V41ZM106 43L111 44L112 41L108 40L106 41ZM15 42L9 44L7 47L8 49V54L5 55L4 53H0V66H6L7 63H10L12 61V59L14 58L12 56V49L15 48ZM113 49L111 47H109L108 52H112ZM131 51V56L127 57L125 61H120L119 63L124 65V68L120 71H116L114 73V75L109 76V75H105L104 76V82L108 83L109 81H114V80H119L122 79L123 77L132 74L134 71V64L135 61L137 60L138 55L141 52V47L137 46V47H133L130 49ZM107 65H112L113 63H116L112 60H108L105 62ZM19 86V82L18 85ZM102 100H109V101H115V103L117 104V106L122 107L123 109H125V116H132V115H136V114H140L142 113L144 110L143 109H139V108H129L127 104H125L122 101H116L115 98L113 97H102ZM157 115L159 116H163V113H158ZM121 117H114L113 119H120ZM80 124L84 127H87L88 125V120L85 119L83 121H80ZM146 135V134H144ZM157 137L162 136V133H158L156 134ZM54 139V137H50L48 139L43 140L42 143H37L34 145V147L36 148H43L45 145H48L49 143H51V140ZM93 143H95V140L93 138ZM129 145H131V147L133 148H141L143 149L145 152L149 153V154H153L155 153L157 146L162 143V141L157 138L156 140L153 141V143L151 144H145V145H135L132 144V142H128ZM222 143H224L225 145L227 144V140H223ZM109 152H113L115 151L112 148L108 149ZM229 156L232 155L231 150H229ZM54 155H62V156H68L71 155L69 153H55ZM149 159L148 155L145 156H141L140 159L138 160H134V161H125L123 162V166L116 172H110L108 173V178L109 179H114L116 176L120 175V173H124L125 175H127V171H135L136 167L142 165L146 160ZM119 163V162H117ZM105 164L107 167L111 168L112 167V162L110 161H105ZM0 166H2L3 170L6 171L7 173H9L10 175H13L16 177V181L13 184V188H23V179L25 177H29V174L32 172L36 171L37 167H42L45 169H48V165L46 164H41L38 165L36 167H34L33 169H29L26 170V172L24 173H15L13 172V170L11 169V167L8 165L6 159L4 158V154L2 151H0ZM235 176V173H233L232 176H228L226 175L219 184L216 185V189L219 191L221 188H223V191L219 192V196L218 198L215 199L214 203L210 204L209 208L206 209V217L205 219L202 220V227L205 231H207L210 226L215 222V218L217 217L218 213L221 211V209L224 207V204L226 203V201H228L229 197L233 195V187L232 186H227L225 187L226 183L229 182L230 180H232ZM169 179H179V177H169ZM151 191L153 193L156 192L155 188H152ZM160 195H174L173 193H160ZM3 203V202H0ZM25 204L28 203L27 201L24 202ZM131 203L133 204H137L139 203L138 200H132ZM145 204L148 205H156L159 208L162 209H168L169 211L167 212L166 215H164L163 213H157L161 216V219L164 223L166 224H170L172 221L176 220V218L179 216L180 210L182 209L185 201L183 199L178 200L176 203L174 204H161L158 201L155 200H148L144 202ZM89 207H91V205H88ZM81 207H83V205H81ZM0 215L3 216H7L10 217L12 219H15L17 221H21L24 224H27V219H23L21 220L20 216H12L10 212L3 210L0 211ZM243 219L242 214H236L234 220L232 221V227L228 230V235L231 236L233 235L236 231H237V227L239 226V224L241 223ZM109 220L111 221V216H109ZM121 224H123V226L127 229L128 225L126 223H124L123 221H120ZM111 226V225H110ZM32 227H38V226H32ZM153 229H157L159 227V225L157 223H154L152 225ZM130 230V229H129ZM153 235V233H149V236L151 237ZM156 236H158L159 238H163L166 233L164 232H160L157 231L155 233ZM57 245L55 243H53L51 245V248H56ZM51 249H49L50 251ZM65 255H67V253H65ZM264 259V258H262ZM235 264H254V261L251 260H238L235 262Z\"/></svg>","mask_w":264,"mask_h":264}]
</instances>
